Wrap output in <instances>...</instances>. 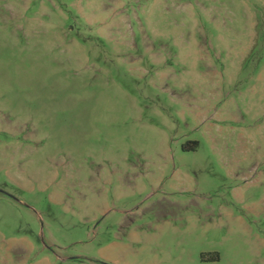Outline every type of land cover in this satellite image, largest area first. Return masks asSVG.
I'll list each match as a JSON object with an SVG mask.
<instances>
[{
  "label": "rangeland",
  "instance_id": "rangeland-1",
  "mask_svg": "<svg viewBox=\"0 0 264 264\" xmlns=\"http://www.w3.org/2000/svg\"><path fill=\"white\" fill-rule=\"evenodd\" d=\"M0 264H264V0H0Z\"/></svg>",
  "mask_w": 264,
  "mask_h": 264
},
{
  "label": "water",
  "instance_id": "water-1",
  "mask_svg": "<svg viewBox=\"0 0 264 264\" xmlns=\"http://www.w3.org/2000/svg\"><path fill=\"white\" fill-rule=\"evenodd\" d=\"M0 192H1V190H0Z\"/></svg>",
  "mask_w": 264,
  "mask_h": 264
}]
</instances>
